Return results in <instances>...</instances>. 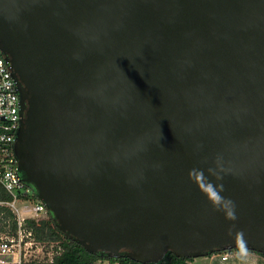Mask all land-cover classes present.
<instances>
[{"label":"water","instance_id":"1","mask_svg":"<svg viewBox=\"0 0 264 264\" xmlns=\"http://www.w3.org/2000/svg\"><path fill=\"white\" fill-rule=\"evenodd\" d=\"M15 156L91 254L264 255V0H0Z\"/></svg>","mask_w":264,"mask_h":264},{"label":"built area","instance_id":"2","mask_svg":"<svg viewBox=\"0 0 264 264\" xmlns=\"http://www.w3.org/2000/svg\"><path fill=\"white\" fill-rule=\"evenodd\" d=\"M20 120L18 91L10 65L0 52V186L10 197L0 201V209L7 208L13 215L11 220L0 210V264H56L60 243L37 240L28 226L30 220L48 219L49 211L19 172L14 146ZM234 257V251L220 253L223 262Z\"/></svg>","mask_w":264,"mask_h":264},{"label":"trees","instance_id":"3","mask_svg":"<svg viewBox=\"0 0 264 264\" xmlns=\"http://www.w3.org/2000/svg\"><path fill=\"white\" fill-rule=\"evenodd\" d=\"M33 190L35 189L33 188ZM35 194L37 195L36 191ZM8 200H10L9 195L0 186V201ZM0 210L4 211L6 218H10L11 220L13 219V215L9 209L1 208ZM28 226L32 228L37 240L48 243H60V245L62 246V251L58 256H56V264H98V262L100 261L110 262L112 264H143L133 261L127 257L114 259L106 255L91 254L87 252L81 245L69 239L59 229L56 220L53 218L50 212L48 219H43L38 222L30 220L28 221ZM240 250L242 249H234L230 251ZM191 261H193V259L178 258L173 253L167 252L161 261L152 264H189Z\"/></svg>","mask_w":264,"mask_h":264},{"label":"crops","instance_id":"4","mask_svg":"<svg viewBox=\"0 0 264 264\" xmlns=\"http://www.w3.org/2000/svg\"><path fill=\"white\" fill-rule=\"evenodd\" d=\"M235 257L223 262L220 253L212 254L203 258L193 259L189 264H264L262 254L247 250L234 251Z\"/></svg>","mask_w":264,"mask_h":264}]
</instances>
